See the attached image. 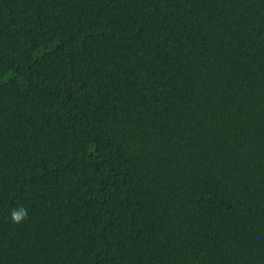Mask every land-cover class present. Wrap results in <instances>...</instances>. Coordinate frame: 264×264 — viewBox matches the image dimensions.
<instances>
[{"label": "trees", "instance_id": "trees-1", "mask_svg": "<svg viewBox=\"0 0 264 264\" xmlns=\"http://www.w3.org/2000/svg\"><path fill=\"white\" fill-rule=\"evenodd\" d=\"M0 264H264V0H0Z\"/></svg>", "mask_w": 264, "mask_h": 264}, {"label": "clouds", "instance_id": "clouds-1", "mask_svg": "<svg viewBox=\"0 0 264 264\" xmlns=\"http://www.w3.org/2000/svg\"><path fill=\"white\" fill-rule=\"evenodd\" d=\"M11 221L15 224H19L28 219V211L23 206L12 209L10 212Z\"/></svg>", "mask_w": 264, "mask_h": 264}]
</instances>
